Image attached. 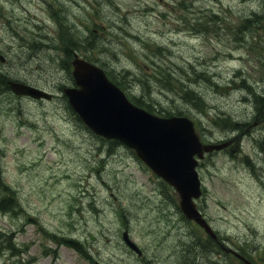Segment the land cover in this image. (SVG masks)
<instances>
[{
  "label": "rangeland",
  "instance_id": "374dc122",
  "mask_svg": "<svg viewBox=\"0 0 264 264\" xmlns=\"http://www.w3.org/2000/svg\"><path fill=\"white\" fill-rule=\"evenodd\" d=\"M253 11L264 17L263 0H0V54L6 58L0 67L15 78L60 91L57 84L67 78L63 60L88 51L78 38H104L103 26L111 24L112 50L107 57L100 49L92 54H104L114 73L135 71L133 64L141 60L147 74L162 60L170 65L191 60L218 72L221 87L203 94L205 112L181 106L203 123L205 140L236 136V150L202 161L204 194L198 205L215 229L245 253L254 247L251 258L264 264V248L259 249L264 246V154L257 145L264 120L240 82L247 78L258 90L264 83V23L250 27L244 35L248 43L237 28ZM31 40L37 41L29 46ZM159 44L168 50L156 52ZM154 93L157 89L151 98ZM220 111L247 123L245 131L215 125ZM0 127V179L15 194L11 201L0 196L9 203L7 211L0 209V228L15 246L0 252V264H145L147 259L178 264L182 241L170 231L194 228L177 215L178 195L173 189L170 197L164 195L166 182L130 149L119 145L109 153L107 142L77 126L62 95L52 102L0 95ZM244 155L258 159L260 169L243 162ZM125 228L146 250L143 259L123 242ZM71 233L83 241L86 253L62 239ZM210 254L196 264L216 263Z\"/></svg>",
  "mask_w": 264,
  "mask_h": 264
},
{
  "label": "water",
  "instance_id": "95a60500",
  "mask_svg": "<svg viewBox=\"0 0 264 264\" xmlns=\"http://www.w3.org/2000/svg\"><path fill=\"white\" fill-rule=\"evenodd\" d=\"M73 64V74L81 88L67 87L65 92L86 125L98 134L118 138L135 148L139 157L177 189L187 217L214 235L193 201V197L201 195L194 155L203 157L204 151L221 149L230 142L203 145L187 117H159L132 103L102 68L81 58ZM10 85L19 94L52 97L51 93L28 84L11 81ZM124 238L141 253L127 231Z\"/></svg>",
  "mask_w": 264,
  "mask_h": 264
},
{
  "label": "trees",
  "instance_id": "16d2710c",
  "mask_svg": "<svg viewBox=\"0 0 264 264\" xmlns=\"http://www.w3.org/2000/svg\"><path fill=\"white\" fill-rule=\"evenodd\" d=\"M259 17V14L251 13L249 17L241 24L240 29L246 28L248 30L250 27L254 26L256 22H262V19H256ZM113 26L111 25L110 33L112 31ZM107 30V28H105ZM240 34V32H238ZM80 39L82 42H80ZM79 43L84 44L86 50V56L92 60H97L101 63L107 70L108 74L112 79H114L120 86L127 88L130 91L131 99L137 103L138 105L144 106L147 109L161 115L169 116L172 114H182L185 112L181 106L193 107L198 109L201 112L206 111V101L205 100V92L206 90H212L213 88H220L218 78H215L210 74V71L207 69L208 66L205 64H196L189 61H180L174 65H170L171 63H167L162 60L164 63L155 64V71H149L148 74L145 71V62L143 60L139 61L137 64L135 62V71L129 70L126 71L123 68V71H119L118 73H114L113 64H109L104 59V54L102 58H96L93 56L92 52L95 49L102 50L108 56V51L112 50V47L108 44V39L103 38L102 36H98L94 39L88 38L87 41L85 37L78 38ZM72 47V44H70ZM156 52L167 51V48H162L160 46L156 47ZM69 57L71 55L70 50L65 49ZM158 55V54H157ZM158 59V56L156 57ZM142 58H139V60ZM120 60V59H119ZM119 60L113 61L117 63ZM154 61V60H153ZM128 63H131L128 60ZM133 63V62H132ZM64 69H67L70 72L71 69V61L69 59L63 60ZM123 72V73H122ZM11 78H15L11 76L9 73H5L0 70V94L10 93V88L8 86V80ZM242 86L244 89L248 90V97L251 100V104L254 106V111L259 112L258 115L264 118V83L260 85V90L256 89L254 85L246 84L245 80H241ZM264 82V81H263ZM263 87V88H262ZM205 88V90H204ZM154 89H157V94L154 93V98H151L152 92ZM134 90L140 91L141 93L134 94ZM204 94V96H203ZM68 109L71 114L75 118L76 125H83L82 120L78 116V114L71 108L70 104L67 102ZM213 122L215 125L223 127L224 130H228L229 132L240 133L243 131L248 125L242 120L236 119L232 115L226 116L223 112H217L215 117L213 118ZM262 142L261 151L264 152V139L260 141ZM109 147L114 148V146L119 145L117 140L108 141ZM237 147V144L235 145ZM5 186L3 185L2 188ZM5 189V188H4ZM10 189L8 186L6 187L5 192H3V196L6 197L5 201H11L9 199ZM2 195V193L0 194ZM2 198V197H1ZM9 203L6 204L0 199V209H8ZM205 245L210 243H204ZM77 247H79L78 244ZM14 249V244L11 240V235L5 231L0 229V252L1 251H10ZM205 247L202 245H198L195 249L192 250V253L189 254L192 258L191 260L195 261L194 258L202 257L205 253ZM199 252V253H198ZM187 264H189L187 260Z\"/></svg>",
  "mask_w": 264,
  "mask_h": 264
},
{
  "label": "flooded vegetation",
  "instance_id": "af4514ba",
  "mask_svg": "<svg viewBox=\"0 0 264 264\" xmlns=\"http://www.w3.org/2000/svg\"><path fill=\"white\" fill-rule=\"evenodd\" d=\"M214 240L217 241L218 243H220L221 247L225 251L224 253H222V251H220L217 254H215V257H217L218 260L219 259L220 260L228 259V258L231 257V258L237 260L238 264H244L243 260H242L243 256H244V253L239 248H237V247H227L226 244H223V241H221L219 237L215 238ZM219 262L224 264L222 261H219ZM225 263L228 264V261H225Z\"/></svg>",
  "mask_w": 264,
  "mask_h": 264
}]
</instances>
